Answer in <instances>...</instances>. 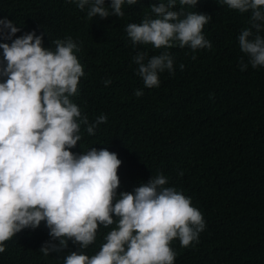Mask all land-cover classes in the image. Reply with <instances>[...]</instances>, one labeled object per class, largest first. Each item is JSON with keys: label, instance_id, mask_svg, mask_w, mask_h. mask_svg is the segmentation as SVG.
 I'll list each match as a JSON object with an SVG mask.
<instances>
[{"label": "trees", "instance_id": "1", "mask_svg": "<svg viewBox=\"0 0 264 264\" xmlns=\"http://www.w3.org/2000/svg\"><path fill=\"white\" fill-rule=\"evenodd\" d=\"M110 2L105 0V6ZM158 2L137 0L122 5V17L86 19L70 0H0V19L19 27L16 36L35 31L44 48L54 49L53 41L67 36L80 44L74 51L84 74L71 99L89 123L101 114L107 120L91 135L81 125V140L71 152L106 148L116 153L121 160L117 195L162 173L168 178L165 186L190 197L202 213L205 228L198 242L187 247L178 238L170 242L174 264H264V67L249 64L241 71L247 56L237 39L250 26V12L239 13L217 0H198L195 7L177 3L176 9L211 17L202 33L212 47L193 51L174 45L169 49L174 71L159 73V86L147 88L133 57L162 49L133 45L125 26L140 23ZM0 42L11 40L0 37ZM4 64L0 50V68ZM136 89L143 94L135 96ZM114 226H100L86 249L69 239L61 251L45 256L40 248L51 237L42 221L4 242L0 264H63L73 251L92 255Z\"/></svg>", "mask_w": 264, "mask_h": 264}, {"label": "clouds", "instance_id": "2", "mask_svg": "<svg viewBox=\"0 0 264 264\" xmlns=\"http://www.w3.org/2000/svg\"><path fill=\"white\" fill-rule=\"evenodd\" d=\"M70 2L91 19L122 17V5H133L137 0H111L108 6L105 0ZM177 3L195 7L198 0H159L140 23L125 26L133 45L151 44L162 49L150 57L146 52L133 57L147 88L159 86V73L174 71L169 51L174 45H187L193 51L212 47L202 33L211 17L185 12L184 7L176 9ZM217 3L239 13L250 12V26L237 37L247 56L240 69L249 64L254 69L264 67V36L260 35L264 0ZM19 31L13 21L0 19V37L11 40L10 44L0 42L5 61L0 68V77H5L0 79V252L5 241L22 229L37 228L42 221L51 237L40 248L45 256L61 251L69 239L86 249L95 242L100 226L115 224L103 236L98 251L92 255L73 251L63 264H174L176 253L170 242L178 238L182 247L198 242L205 228L202 213L191 205L190 197L166 187L168 178L162 173L132 192L117 195L121 160L116 153L106 148L71 152L81 140V125L91 135L107 120L101 114L89 123L71 99L84 74L74 51L80 44L67 36L53 41L54 49L44 48L41 35L31 31L16 36ZM142 94V89L134 92L137 97Z\"/></svg>", "mask_w": 264, "mask_h": 264}]
</instances>
